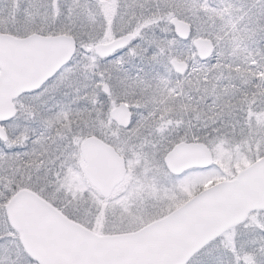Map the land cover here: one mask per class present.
<instances>
[{"label":"snow or ice","instance_id":"6c2138e0","mask_svg":"<svg viewBox=\"0 0 264 264\" xmlns=\"http://www.w3.org/2000/svg\"><path fill=\"white\" fill-rule=\"evenodd\" d=\"M0 264H264V0H0Z\"/></svg>","mask_w":264,"mask_h":264}]
</instances>
